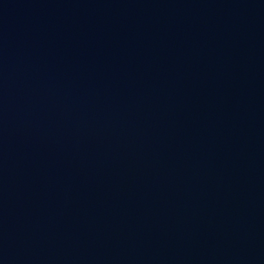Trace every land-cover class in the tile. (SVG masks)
Returning <instances> with one entry per match:
<instances>
[{
  "label": "water",
  "instance_id": "water-1",
  "mask_svg": "<svg viewBox=\"0 0 264 264\" xmlns=\"http://www.w3.org/2000/svg\"><path fill=\"white\" fill-rule=\"evenodd\" d=\"M0 264H264V0H0Z\"/></svg>",
  "mask_w": 264,
  "mask_h": 264
}]
</instances>
